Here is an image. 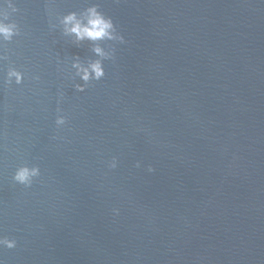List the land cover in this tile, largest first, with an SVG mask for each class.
<instances>
[{"label":"water","instance_id":"1","mask_svg":"<svg viewBox=\"0 0 264 264\" xmlns=\"http://www.w3.org/2000/svg\"><path fill=\"white\" fill-rule=\"evenodd\" d=\"M13 2L0 235L17 246L3 264H264V0ZM90 3L125 42L79 92L70 63L91 45L50 25ZM12 66L20 85L3 82ZM25 162L41 170L27 189L12 180Z\"/></svg>","mask_w":264,"mask_h":264},{"label":"clouds","instance_id":"2","mask_svg":"<svg viewBox=\"0 0 264 264\" xmlns=\"http://www.w3.org/2000/svg\"><path fill=\"white\" fill-rule=\"evenodd\" d=\"M18 8L13 0H8L7 4L0 9V41L11 42L15 36L20 35V28L15 20L11 19L13 13ZM56 29L58 26L62 29L64 36L74 37V43L79 46L82 42L88 41L91 45V52L95 58L82 60L80 56H74L70 63V69L74 70L73 80L79 78L78 83L74 84L77 91L83 92L93 81H100L105 76L104 62L114 60L116 43H124L123 35L118 31L116 24L110 16H107L100 10V5L90 3L80 11H71L67 14L57 17V22L50 25ZM111 42V43H109ZM6 59L0 55V60ZM25 73L18 68L9 67L5 76L4 84L11 85L13 82L17 85L23 83ZM32 79L39 80V76H33ZM63 94L61 93V96ZM68 122L67 116L63 115L61 109L57 108L55 125L57 129L62 128ZM118 166L117 157L113 156L108 162L109 169H115ZM137 168L141 166L140 161L136 162ZM148 172L154 171L149 165ZM41 175L39 165L22 163L16 167L12 180L24 188H31L36 178ZM114 215L119 214V209H112ZM17 246L15 238L0 235V249H13ZM3 264V260H0Z\"/></svg>","mask_w":264,"mask_h":264}]
</instances>
